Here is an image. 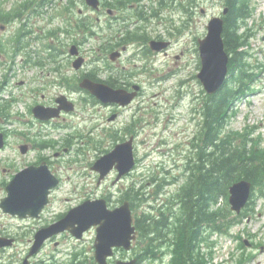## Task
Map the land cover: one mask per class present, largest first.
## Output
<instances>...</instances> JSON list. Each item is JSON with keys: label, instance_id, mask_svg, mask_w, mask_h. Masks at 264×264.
<instances>
[{"label": "rangeland", "instance_id": "rangeland-1", "mask_svg": "<svg viewBox=\"0 0 264 264\" xmlns=\"http://www.w3.org/2000/svg\"><path fill=\"white\" fill-rule=\"evenodd\" d=\"M17 1L18 0H4L3 4L6 5L7 8H10ZM153 2L154 6H157L155 0H143V4L146 5V10L149 14L153 10L151 8ZM66 4L67 0H56L54 7L50 8L48 13L40 17H35L32 20L33 26L36 29H40L39 27H41L43 29L41 32L44 33L48 28L64 25L65 19L63 17L59 16L52 19V14H55L57 7L65 6ZM79 6V9L82 10V14L96 17L95 12L87 10L83 5ZM224 7L225 4L223 0H200V7L196 14L195 22H192L188 30L182 34L178 42L170 49L169 54H160L153 58L151 57L150 64L155 68L153 74L155 79L152 80L154 81V85L151 87L146 86L148 92L142 96L141 101L143 106H147L153 111H158L160 114L157 124H154V127H147L143 134L139 136L137 148L140 152L142 165L137 168L135 179L131 177L123 181L118 188H112V184L108 181V184L105 185L103 189H99L96 186V182H93V184L87 187V191L91 192V197L102 196V191H111L113 196L111 197L112 200L110 203L114 206L118 205V198L120 194L122 195L123 189L129 186L132 181L140 179L142 182L137 184V188L143 185L142 196L150 198L151 196H156L158 198L152 202L149 198V200L141 203L140 206L135 209L136 214H142L147 211L148 208H151L149 207L150 205L163 203L167 195L174 194L185 182L187 174L184 172V165L187 162V155H191L193 152L191 150L192 145L190 141L197 129V122L200 120L198 116L196 119L195 113L194 119H192V116L190 117L189 108L192 106L189 105L193 103V107L195 108L199 100L196 97L201 96V94L203 95V86L196 78V74L200 69L197 40L206 35L209 20L214 15H221ZM247 8L251 16L242 24L238 32L247 34L244 50L250 56L249 61L251 65H261L264 67V0H247ZM202 9H205V11L202 12ZM162 15L164 17L175 18L177 24L182 23L184 19L183 14L176 10L165 11ZM150 26L152 27L150 30H152L153 35L167 33L168 31L165 24L160 23V20L156 18L151 21ZM14 29L15 24H8V27L1 30V33L7 37ZM106 33L108 32H105V34ZM62 36L65 43H67L68 39L64 35ZM99 43L97 37H95L94 39H90L86 44L89 60L94 56ZM56 44L58 45L60 42L57 40ZM41 46H43V42L38 40L37 42H33L32 48L39 49ZM5 49L10 51L11 47L6 46ZM63 49L65 50V48ZM134 50L135 47L131 46L127 55L132 57ZM176 53L183 54L178 63L174 59ZM42 55L45 56V52H42ZM2 59L7 60L5 56H3ZM59 61L62 64L61 73L52 70L51 64L45 65L44 67H24L22 58H17L12 68L13 71L11 74L9 73L10 85L12 83L14 86H12L11 89H6L7 91H2L1 94L5 99H9L12 95L15 96L22 92L25 94L24 98L16 102L9 110L11 111L10 118L13 122L6 124L0 116V122H2L5 127L18 129L22 127L18 120L28 122V118H30L32 114V112L30 113V106H33L35 103L34 101L39 98V94L34 95L32 92L37 93L38 90L39 92H45L47 95H53L55 93L70 94V90L66 87H61L57 82H54L51 86L46 84V81H55V79H60L63 76L72 80H78L79 73L74 70L70 63V58L67 57L66 53L60 56ZM135 62L139 65L142 64L140 60H136ZM88 67L90 68V64H88L86 68ZM3 75L2 71H0V84ZM22 80L26 82L20 85V81ZM251 86L252 90L248 91L247 94L238 101L236 113L229 119L227 129L244 130L248 127L253 131L252 136L257 138L261 137L260 145L264 147V72L258 74L257 80ZM70 95L77 98L79 103L77 111L67 115L68 121L73 123V132L78 130L91 133L90 136L101 139V134H99L100 128H97V124L104 121V118L100 116L102 111H105L106 108L104 106L100 108L98 104L93 105L92 97L86 93H72ZM146 98L149 99L148 102ZM135 109L136 107H132L123 114L131 115ZM121 118H123V116ZM93 126H95V128L90 130ZM102 127H105V125ZM49 130L52 131V128H49ZM89 130L90 132H88ZM61 133L69 132L62 130ZM10 134V144L0 151V161L11 158L15 160V162H19L22 153L16 145L18 141V137L16 136L18 134ZM31 134L33 135L35 133ZM64 137L65 134H61L54 138L61 142ZM75 141L76 143L73 144L72 150L66 152L64 156L66 159L80 157L81 161L79 165L83 168V171H85L84 167L88 162H85L84 156L87 154L89 160H94L100 151L94 148L95 144L93 143H87L85 140H81L82 142L79 140ZM80 145L84 146V149H86L87 153L85 155L82 154L83 152H77ZM177 145H179V147H177ZM102 147L108 148L109 145L103 143ZM178 148L181 151H179ZM35 154H37L35 151L30 152L28 156L24 157L21 163L24 164L28 159L34 161L37 158L34 157ZM146 166H148V168H146ZM168 170H170V174H166ZM61 171L63 174H66L67 169L64 167ZM158 172L162 179L160 181H165L160 191H157V182L152 180V174ZM144 174H147V176ZM165 176L167 179L164 178ZM3 180L4 173L0 167V199L5 195L2 186ZM81 180L80 177L73 178V186L78 185L79 191L86 188L84 187L87 182L86 179L82 180L80 185L79 182H81ZM90 180H95V178L92 177ZM168 181H171L172 184H167ZM68 186L69 181L65 179L63 184L64 188L61 190L62 195H66L64 189ZM262 190L263 192L260 191V188H255L246 217L242 218L240 223L234 225L228 234L213 235L212 239L217 241V244L211 249L213 258L210 260L209 264H235V259L242 253V249L238 247L241 242L245 244L243 251L251 256L247 263L264 264V185L262 186ZM67 195L76 196L75 194ZM62 204H65V202H62L60 198L59 201L54 202L51 210H58L59 206ZM49 216H52V214L47 213V218L46 216L45 218L49 219ZM24 223L25 222L16 218H12V216L5 215L0 208V236H10L16 239V244L0 249V262L4 259L6 260L4 261L6 264H22L24 257L30 249L34 236V232H32L31 229L26 227L20 228L19 225L22 227ZM94 239L95 229H91L87 232L85 238L81 241H77L68 233L62 234L52 239V241H49L38 254L31 258V261L36 264H43L45 260L50 261L56 257L60 259L65 258L68 257L74 249L82 247L88 249L92 254L94 253V249H92ZM56 241L59 242L58 245L55 244ZM136 244L137 242L135 245ZM141 244L138 241L139 249H141ZM236 252L238 253L236 254ZM91 254L85 253V257L82 259L83 262L81 264H91ZM228 254H230V257L233 255L235 256L233 261H226ZM121 256L122 254H117L118 258H122ZM130 256L131 254L127 253L124 258L130 259ZM168 259L169 257L166 258V261ZM143 264L166 263L147 260Z\"/></svg>", "mask_w": 264, "mask_h": 264}, {"label": "trees", "instance_id": "trees-1", "mask_svg": "<svg viewBox=\"0 0 264 264\" xmlns=\"http://www.w3.org/2000/svg\"><path fill=\"white\" fill-rule=\"evenodd\" d=\"M225 1L230 10L225 18L223 37L230 54L231 79L219 92L205 96L201 102L203 123L199 131L201 144L196 156L200 167L191 168V175L177 195L181 209L179 215L172 213L177 218L176 222H169L166 212H160L157 216L146 214L139 218L141 235L147 239L144 240L146 245L139 261L147 256L157 257L155 242L169 241L168 233L174 232L175 236L171 239L175 246L173 264H207L199 250V242L204 239L207 226L224 231L235 223V217L229 216L232 213L230 210L216 208L220 199L228 195L229 185L240 178L250 179L253 184L264 179V151L258 144L248 146L252 139L247 134H240L241 140L236 142L237 138H231V131L226 130L235 102L250 88L255 73L246 59V53L240 49L245 39L238 32L239 20L247 16L246 3L244 0ZM19 12L17 15L20 16ZM141 13L144 18L145 12ZM10 19L0 5V20ZM28 32L22 31L16 36L15 50L23 47L22 37ZM2 44L0 40V48Z\"/></svg>", "mask_w": 264, "mask_h": 264}, {"label": "water", "instance_id": "water-1", "mask_svg": "<svg viewBox=\"0 0 264 264\" xmlns=\"http://www.w3.org/2000/svg\"><path fill=\"white\" fill-rule=\"evenodd\" d=\"M87 3L98 8L99 0H87ZM227 12V9H225ZM208 35L200 40V49L203 67L199 74L206 89L213 93L223 84L227 74L228 54L225 51V43L222 37L224 20L221 17H213L208 25ZM168 43L152 40L151 46L160 50ZM74 52V48L72 49ZM76 65V63H75ZM84 86L95 92L101 99L105 98L107 88L101 84L85 81ZM113 98L117 99L116 96ZM71 107V106H69ZM72 108V107H71ZM35 112L40 117L49 118L58 112H47L44 108L36 107ZM3 145V135L0 132V147ZM118 160L120 170H124L129 161L132 160L131 147L117 148L104 159H100L95 165L96 169L106 173ZM55 185L54 178L50 175L47 167L32 168L19 173L8 186L9 196L3 199L2 207L13 214L25 216L27 214L37 215L47 203L49 189ZM251 183L247 180L236 182L231 187V203L233 209L238 212L248 200ZM78 211V212H77ZM77 212V213H75ZM72 221L78 223L73 226ZM132 218L128 204L114 211L108 210L104 200L87 201L81 206L73 209L59 223L41 230L37 234V241L31 253L36 252L43 240L59 231L70 228L77 237L92 225L97 227L96 259L99 264H108L107 257L113 254V246H125L130 248L134 227L131 225ZM72 224V225H71ZM116 264H134V261H118Z\"/></svg>", "mask_w": 264, "mask_h": 264}, {"label": "flooded vegetation", "instance_id": "flooded-vegetation-1", "mask_svg": "<svg viewBox=\"0 0 264 264\" xmlns=\"http://www.w3.org/2000/svg\"><path fill=\"white\" fill-rule=\"evenodd\" d=\"M123 85L128 88V89H132L133 85L137 82V78H134L133 80H128V75L127 74H123Z\"/></svg>", "mask_w": 264, "mask_h": 264}]
</instances>
